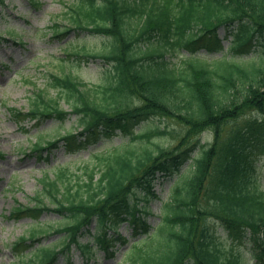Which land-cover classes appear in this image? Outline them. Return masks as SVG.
<instances>
[{"label": "trees", "instance_id": "trees-1", "mask_svg": "<svg viewBox=\"0 0 264 264\" xmlns=\"http://www.w3.org/2000/svg\"><path fill=\"white\" fill-rule=\"evenodd\" d=\"M66 15L68 27L59 34L55 25V36L77 32L108 39L103 51L81 47L68 54L101 59L105 81L91 85L62 67L48 77L46 89L29 97L27 113L9 109L12 119L22 127L29 121L76 117L80 132L38 139L32 151L39 157L60 143L70 150L94 145L100 134L110 142L119 137L120 143L98 156L86 180L73 185L70 170L60 169L54 179L41 180L42 190L30 207L18 206L16 213L34 220L46 211L72 219L55 230L32 229L22 237L32 247L39 244L31 264H53L74 247L92 259L99 249L127 245L115 233L124 220L146 236L128 246L120 264H248L238 248L223 246L210 222L236 242L251 243L252 255L264 263V190L250 185L254 165L243 150L245 138L264 137V119L239 123L251 114L264 117V56L251 63L223 57L213 63L187 58L178 65L169 59L181 49L192 54L202 48L224 50L221 29L232 38L228 51L234 55L250 53L254 42L264 45V0H77ZM231 123L236 124L226 129ZM208 131L213 141L200 147L163 204L160 220L150 226L141 217L149 210L139 202L151 200L155 179L178 170ZM169 136L174 141L162 142ZM93 222L94 242L81 243ZM54 234L63 235V247L41 244L42 237Z\"/></svg>", "mask_w": 264, "mask_h": 264}, {"label": "rangeland", "instance_id": "rangeland-1", "mask_svg": "<svg viewBox=\"0 0 264 264\" xmlns=\"http://www.w3.org/2000/svg\"><path fill=\"white\" fill-rule=\"evenodd\" d=\"M74 2L75 0H5L0 6V35L10 39L9 42L0 45V153L4 154V157L0 158V264H30L28 260L31 256L27 255L28 251L15 257L11 246L20 241V238L34 227L47 231L72 222V219L68 217H60L49 212L43 214L39 219L41 224L38 225L29 218L16 220L10 216L17 205H28L30 199L41 191V179L44 176L54 178L59 169L68 168L71 171L68 180L73 185L78 181H84L87 179V172L98 166V156L106 154L120 143L119 137H114V141L110 142L100 134L95 145L73 152L61 148L50 162L39 160L36 155H31L35 142L38 139L53 140L68 132H78L75 124L76 117L72 116L65 122L53 120L41 124L26 122L23 124L24 128H18L9 110L16 108L27 113L30 105L29 97L32 93L46 89L48 77L60 73L62 67L88 83L99 84L105 81L107 73L103 61L87 62L82 60L81 63L69 58L66 54H71L83 46L92 52L103 51L109 44L107 38L81 33L77 39L72 34L68 38L72 39V43L67 44L59 37H53L51 29L53 24L61 25L59 31L65 30L69 21V17L65 13L70 10ZM225 34L226 31L220 32L222 37ZM230 41L231 37L224 42L226 48ZM254 44L251 52L246 55H234L232 51L225 54L222 51L206 50H202L196 55L199 59L207 62L220 59L225 55L228 58L233 57V60L238 63H251L259 61L261 55L264 56L263 43L256 44L254 42ZM183 53L189 56L187 52L183 51ZM169 57L172 62L181 65L183 58L179 53L170 54ZM50 93L52 96L57 95V91ZM64 107L70 111L67 105ZM253 117L264 119L260 114H251L240 120L239 123ZM235 124L231 123L226 129H231V126ZM172 128L178 127L171 125ZM199 139L200 144L192 156L198 154L202 145L213 141V134L208 131L202 134ZM168 141L174 140L169 136L162 142L168 143ZM243 148L255 166L251 184H258L264 188V137L257 134L250 135L244 139ZM190 163L191 160L186 161L179 170L173 169L171 174L155 181L153 191L159 198L151 197L149 202L143 200L139 202V206H146L150 211L149 215H145L149 224L155 225L160 220L159 208L161 204L167 200L169 191L178 180L177 178L187 172ZM139 194L141 193L139 192ZM45 202L48 206H53L49 200ZM132 203L134 202L132 201ZM209 227L226 249L238 248L249 264L257 263L256 258L252 256L251 243L244 240L236 242L218 224L211 223ZM133 229L130 221L121 222L117 226V231L124 237H131L130 242L135 239L132 237ZM94 230L95 224L92 226V232ZM62 237L61 235L52 236L45 240V244L60 245L63 241ZM81 241L82 243L94 242L93 234L86 233ZM119 247V244L115 246L117 249L115 258L107 259L103 251L100 250L97 253V258L90 260L89 263L82 257L81 251L74 248L72 262L73 264H119L125 249L123 247L119 249ZM58 264L68 263L64 258Z\"/></svg>", "mask_w": 264, "mask_h": 264}]
</instances>
